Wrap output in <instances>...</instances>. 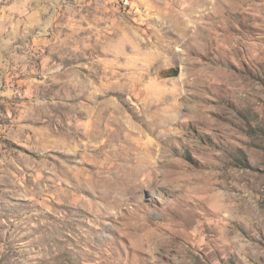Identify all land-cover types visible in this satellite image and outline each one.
Listing matches in <instances>:
<instances>
[{"label": "rangeland", "instance_id": "obj_1", "mask_svg": "<svg viewBox=\"0 0 264 264\" xmlns=\"http://www.w3.org/2000/svg\"><path fill=\"white\" fill-rule=\"evenodd\" d=\"M0 264H264V0H0Z\"/></svg>", "mask_w": 264, "mask_h": 264}, {"label": "trees", "instance_id": "obj_2", "mask_svg": "<svg viewBox=\"0 0 264 264\" xmlns=\"http://www.w3.org/2000/svg\"><path fill=\"white\" fill-rule=\"evenodd\" d=\"M171 74L173 76H177L179 74V71L178 70H171Z\"/></svg>", "mask_w": 264, "mask_h": 264}]
</instances>
